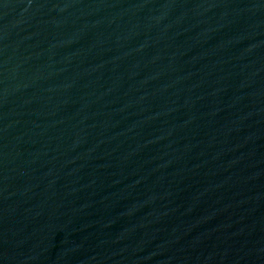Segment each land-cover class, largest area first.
I'll return each mask as SVG.
<instances>
[{
	"label": "water",
	"instance_id": "obj_1",
	"mask_svg": "<svg viewBox=\"0 0 264 264\" xmlns=\"http://www.w3.org/2000/svg\"><path fill=\"white\" fill-rule=\"evenodd\" d=\"M0 264H264V0H0Z\"/></svg>",
	"mask_w": 264,
	"mask_h": 264
}]
</instances>
